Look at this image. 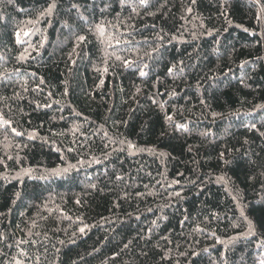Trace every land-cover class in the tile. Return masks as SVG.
Wrapping results in <instances>:
<instances>
[{"label": "trees", "instance_id": "1", "mask_svg": "<svg viewBox=\"0 0 264 264\" xmlns=\"http://www.w3.org/2000/svg\"><path fill=\"white\" fill-rule=\"evenodd\" d=\"M0 264H264V0H0Z\"/></svg>", "mask_w": 264, "mask_h": 264}, {"label": "snow or ice", "instance_id": "2", "mask_svg": "<svg viewBox=\"0 0 264 264\" xmlns=\"http://www.w3.org/2000/svg\"><path fill=\"white\" fill-rule=\"evenodd\" d=\"M140 2H141V4H146V0H140ZM55 7H56V4L53 2L52 4L49 5V7H48L45 11L47 12V14L51 15V14H52V11H53V9H54ZM42 15H43V13H42ZM17 35H19V34H17ZM25 35H27V33H25ZM78 39L81 40V41H83V40L85 39V37L80 36V37H78ZM126 63H129V64H130L131 62H126ZM169 71L171 72L172 69H169ZM145 74H146V73H144V72H141V73H140L141 76H143V75H145ZM167 119H168L169 121H171L172 118L169 116V117H167ZM182 127H184V126H182V125H177V128H178V129H179V128H182ZM19 134H20V133H17V135H19ZM30 138H32V137H30ZM161 155H163V154H161ZM65 171H66V170H65ZM249 227H250V228L252 227L251 222H249ZM80 231L83 232L84 229L81 228Z\"/></svg>", "mask_w": 264, "mask_h": 264}]
</instances>
